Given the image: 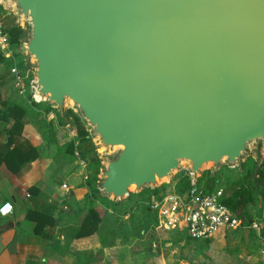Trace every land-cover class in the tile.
Returning a JSON list of instances; mask_svg holds the SVG:
<instances>
[{
	"label": "water",
	"instance_id": "obj_1",
	"mask_svg": "<svg viewBox=\"0 0 264 264\" xmlns=\"http://www.w3.org/2000/svg\"><path fill=\"white\" fill-rule=\"evenodd\" d=\"M35 102L79 117L114 202L264 151V0H0ZM32 61V62H31ZM211 175H214L212 174Z\"/></svg>",
	"mask_w": 264,
	"mask_h": 264
},
{
	"label": "rangeland",
	"instance_id": "obj_2",
	"mask_svg": "<svg viewBox=\"0 0 264 264\" xmlns=\"http://www.w3.org/2000/svg\"><path fill=\"white\" fill-rule=\"evenodd\" d=\"M2 9L0 25L3 28V26L10 23L11 16L14 17V15L10 8L2 7ZM20 25L22 26L23 23L20 22ZM0 50H2L6 57L5 61H0V100L3 98L25 100L18 90L13 87L11 82L9 74L12 62L10 52L3 46H0ZM13 52H19V46L13 49ZM15 61L19 63L23 62V58L20 60L16 56ZM24 70L27 79L30 80L33 72L32 63ZM28 83L25 90L27 95ZM27 103L30 104L28 101ZM1 108L2 105L0 104ZM43 108V106L37 109L33 108L39 114L35 115L33 113V115L30 114L28 117L23 118L21 138L27 139L29 137L25 136L28 133H25L24 126H27L31 130V133L36 132L38 134L44 144H48L50 147L53 146L55 149L54 139L57 138L55 130L56 126H58L56 124V116L54 112L45 114ZM66 108H70V105L66 106ZM49 121L53 122L54 126L52 125V127L55 132H53V129L50 132ZM0 125L2 127L4 125L9 126V124L2 121H0ZM66 129H68L70 135L67 134L64 138L61 137L58 140L59 146L64 151L65 156L71 161L69 162L71 174L69 180H66L65 183L68 187L75 188L76 193L79 194L73 203H68L67 207L63 209V216L66 219L65 224L71 223L73 224L71 228L74 227L75 229L81 224L82 218L89 213V208L94 206L100 207L98 209L100 222L97 224L95 232L89 236L74 238L72 236L74 229L68 231V240L71 241L70 245L71 243L73 244V250L62 261H59V264H264V209L262 217H257L255 214L256 205L249 204L245 211L246 218H242L246 224L249 223L250 218L252 219L250 222L258 224L257 227H260L259 232H261L260 237L258 236L257 228L243 226V228L236 229V231L224 230L215 234L208 243H205L202 240H189L185 231L168 230L164 228L162 223L158 225L152 223L148 227H145L140 220L143 219L145 221L146 215L143 214V211L148 209L138 203L136 214L133 218L131 217L130 210L131 204L137 200H141L140 198L143 195L133 193L132 196L117 202L108 198L106 199V197L100 194L96 195L92 188L89 187V183H92L94 176H96V183L98 175H94V172L88 166H85L84 169L80 166L79 159L75 160L71 158L69 153L65 152L66 143L75 137L74 128L71 125H68ZM4 136V134L0 135L1 143L4 141ZM254 154L255 147L249 150L248 156L244 158V161L248 157L255 160ZM261 157L263 160L264 151L261 153ZM206 171L209 172L210 176H216V185L224 187L228 183L227 181L237 178V172L240 169L238 166L228 167L222 164L214 173H212L211 169L205 168L202 175ZM211 173L214 175H211ZM85 174L88 176L86 191L84 188L77 189L79 186H82L81 183ZM185 174H188L187 170H179L174 174L171 182L165 183L166 186L163 189L165 191L172 189V191L179 193L173 186L183 180ZM206 176H204L200 184L203 187ZM246 183L247 186L250 185L249 182ZM163 184L157 188H161ZM149 194L150 191L145 194L147 200L155 198ZM103 207L105 209L111 208L113 212L105 211Z\"/></svg>",
	"mask_w": 264,
	"mask_h": 264
},
{
	"label": "crops",
	"instance_id": "obj_3",
	"mask_svg": "<svg viewBox=\"0 0 264 264\" xmlns=\"http://www.w3.org/2000/svg\"><path fill=\"white\" fill-rule=\"evenodd\" d=\"M24 128L28 133L25 136H29L26 140L36 147L39 156L16 172L0 165V204L4 201L13 204L11 214L0 216V264H59L73 250L68 240L73 224H65L63 209L79 194L75 188L62 187L69 180L71 161L58 140L70 133L66 128L56 132L54 149L44 144L36 132ZM81 184L77 189L86 191L84 178ZM103 209L113 212L111 208ZM51 212L57 220L54 227L43 225Z\"/></svg>",
	"mask_w": 264,
	"mask_h": 264
},
{
	"label": "trees",
	"instance_id": "obj_4",
	"mask_svg": "<svg viewBox=\"0 0 264 264\" xmlns=\"http://www.w3.org/2000/svg\"><path fill=\"white\" fill-rule=\"evenodd\" d=\"M2 7L0 6V16L2 12ZM3 31L7 36L9 46L12 49L18 48L19 46V38L24 33V29L15 23V18L11 16V21L8 25L3 26ZM14 56H18L20 60H22L19 52L14 53ZM6 57L2 50H0V61H5ZM12 60V58H11ZM13 62V60H12ZM12 62L10 66L12 65ZM20 67H24L23 62H18ZM25 68V67H24ZM32 93L28 92V98L31 100L30 104L27 103V100H22L18 98H3L0 100V104L2 108L0 109V121L3 123L9 124V126L0 125V135L4 134L3 143L0 142V165H4L9 171L16 172L22 165L25 163L34 161L38 158L39 153L35 146L31 145L30 142L26 139L21 138L22 130H23V118L28 117L30 114L38 115V112H35L33 108L37 109L43 106V111L45 114L49 112H54L56 116L57 125L56 132L61 129L66 128V125H71L74 128L75 137L69 140L66 143L65 152L69 153L71 158L75 160H83L88 168L92 169L94 175H97L100 168V158L95 150V146L92 140L89 137L88 132L82 125L79 117L71 108H66L65 114L60 116L58 111L52 106L45 104L43 102L37 103L34 101ZM53 121V120H52ZM50 127V132L54 131L53 122H48ZM56 142L57 138L54 139ZM12 145V146H11ZM77 152L78 155L75 153ZM238 176L234 180L227 181L223 189V200L222 202L227 205V207L232 211L234 215L239 218H246L245 211L249 204L256 205L255 214L257 217H262V211L264 209V159L260 164H257V161L251 157H248L242 164V170L237 172ZM205 177L204 187L201 186V182ZM183 180L177 182L175 184L174 189L178 190L179 193H183L191 187L190 185V176L189 174H185L183 176ZM96 180V176L93 177L92 183H89V187L92 188L96 195H99V191L94 184ZM216 176H210L209 172L206 171L201 177L197 180V186L202 187L204 192H212L216 188L220 187L216 185ZM249 182V186H247L246 182ZM166 184L164 183L161 188H155L150 190L149 188L143 189L141 192L137 193L143 195L141 200H137L130 206L131 217L133 218L136 214L137 204L145 200V194L150 191V196H154L158 198L162 196L166 191L163 189ZM164 190V191H163ZM94 194V195H95ZM133 193L129 195L132 196ZM107 199V198H106ZM98 209L100 207L94 206L89 208V213L82 218L81 224L74 229L70 228L74 238H81L84 236H89L95 232L97 228V224L100 222V214ZM107 211V210H106ZM143 214L146 215L144 218L140 220L141 223L148 227L150 224L158 225L159 222L157 220L156 213H151L149 210L143 211ZM56 219L53 217L52 212L47 216L46 220H44L43 225L50 224L52 227L56 224ZM250 221L252 219L250 218ZM236 231V230H234ZM187 239L191 240L187 236ZM193 240V239H192ZM211 238L204 239L205 243H208ZM197 241V240H193Z\"/></svg>",
	"mask_w": 264,
	"mask_h": 264
},
{
	"label": "built area",
	"instance_id": "obj_5",
	"mask_svg": "<svg viewBox=\"0 0 264 264\" xmlns=\"http://www.w3.org/2000/svg\"><path fill=\"white\" fill-rule=\"evenodd\" d=\"M0 46L5 47L10 52V57L13 60L9 68L13 87L30 103L31 100L25 93L28 82V92L32 93L30 80L27 79L25 68L20 67L18 62L15 61L13 49L9 46L7 36L1 25ZM75 154L78 155L77 152ZM79 161L83 167L87 166L83 160ZM87 178L88 176L85 174L84 180H87ZM190 185L191 187L183 193H177L170 189L158 198L141 202V205L150 212L156 213L159 224L162 223L164 228L168 230H183L193 240H204L224 230L241 229L243 226L257 228L258 236L260 237V227H257L258 224L256 222L246 224L222 202L223 189L221 187L216 188L212 192H204L203 188L198 187L196 182L195 184L190 183ZM62 187L67 188V185L62 184ZM5 205H11V209L7 213L0 211V216L2 217H6L13 212V204L10 201L2 202L0 210Z\"/></svg>",
	"mask_w": 264,
	"mask_h": 264
},
{
	"label": "clouds",
	"instance_id": "obj_6",
	"mask_svg": "<svg viewBox=\"0 0 264 264\" xmlns=\"http://www.w3.org/2000/svg\"><path fill=\"white\" fill-rule=\"evenodd\" d=\"M10 209H11V205H5V207L2 210H0V211H3L4 213H7Z\"/></svg>",
	"mask_w": 264,
	"mask_h": 264
}]
</instances>
